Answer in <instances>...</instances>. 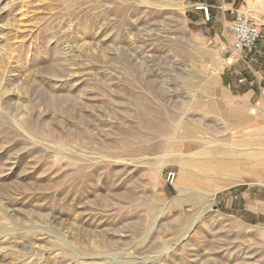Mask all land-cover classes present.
Here are the masks:
<instances>
[{"label":"rangeland","instance_id":"rangeland-1","mask_svg":"<svg viewBox=\"0 0 264 264\" xmlns=\"http://www.w3.org/2000/svg\"><path fill=\"white\" fill-rule=\"evenodd\" d=\"M202 3L0 0V264L203 261L173 188L188 161L264 168V0L223 25ZM239 14L261 29L249 61Z\"/></svg>","mask_w":264,"mask_h":264},{"label":"crops","instance_id":"crops-1","mask_svg":"<svg viewBox=\"0 0 264 264\" xmlns=\"http://www.w3.org/2000/svg\"><path fill=\"white\" fill-rule=\"evenodd\" d=\"M236 1L209 0L212 22L221 20L223 25L224 9L230 12L246 0ZM198 15L206 24L201 13ZM230 164L220 160L218 166H210L211 171L199 174L188 161L178 170L172 208L187 207V216L195 218L186 247L188 252L193 248L195 255L202 253L203 261L195 256L194 264H264V168L258 160ZM195 184L203 185L207 191L198 195L184 192ZM234 193L239 197L236 200ZM215 200L222 204L211 208Z\"/></svg>","mask_w":264,"mask_h":264},{"label":"built area","instance_id":"built-area-1","mask_svg":"<svg viewBox=\"0 0 264 264\" xmlns=\"http://www.w3.org/2000/svg\"><path fill=\"white\" fill-rule=\"evenodd\" d=\"M196 9L202 13L205 20L210 21L212 19L210 6L206 3L196 6ZM228 31L233 38L230 49L231 58L249 61L248 52L252 50L261 37L260 26L246 18V15L239 14L229 22ZM175 178L176 173L174 171L168 172L167 180L169 182H174Z\"/></svg>","mask_w":264,"mask_h":264},{"label":"bare ground","instance_id":"bare-ground-1","mask_svg":"<svg viewBox=\"0 0 264 264\" xmlns=\"http://www.w3.org/2000/svg\"><path fill=\"white\" fill-rule=\"evenodd\" d=\"M201 4L197 5V6H200Z\"/></svg>","mask_w":264,"mask_h":264}]
</instances>
